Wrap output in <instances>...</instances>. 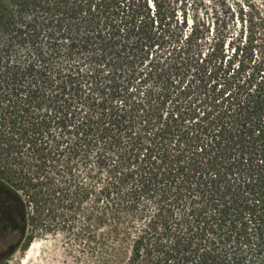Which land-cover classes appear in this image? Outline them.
I'll use <instances>...</instances> for the list:
<instances>
[{"label": "trees", "instance_id": "16d2710c", "mask_svg": "<svg viewBox=\"0 0 264 264\" xmlns=\"http://www.w3.org/2000/svg\"><path fill=\"white\" fill-rule=\"evenodd\" d=\"M181 28L134 0H0V188L25 221L72 219L93 193L72 171L92 157L106 176L85 216L125 218L126 264H264V58L219 82ZM83 53L124 85L85 95Z\"/></svg>", "mask_w": 264, "mask_h": 264}, {"label": "rangeland", "instance_id": "374dc122", "mask_svg": "<svg viewBox=\"0 0 264 264\" xmlns=\"http://www.w3.org/2000/svg\"><path fill=\"white\" fill-rule=\"evenodd\" d=\"M149 9L151 17L160 11L170 17L173 27L182 24L181 34L189 35L191 29H198L202 38L198 41L201 61L207 62V70L217 74V81L222 82L224 75H232L239 68L249 71L251 64L264 58V0H134ZM108 30H106L107 32ZM183 39H185L183 37ZM156 50L155 48L151 51ZM152 56V55H151ZM151 56L149 59H151ZM79 66L89 74L90 84L82 85L85 95L103 97L96 94V89L106 85L104 79L116 80L124 85V68L113 72L109 77L107 70L89 62L86 53L76 57ZM147 63V62H146ZM145 68V67H143ZM185 86L195 85V76L190 73ZM153 81V80H152ZM151 80L143 83L134 82L137 98L153 99L158 96V89ZM95 83L98 85L96 88ZM112 83V81H111ZM86 85V86H84ZM173 85L177 86L174 82ZM132 90V89H131ZM135 91V90H133ZM87 93V94H86ZM106 96V95H105ZM174 96V95H173ZM96 98V99H98ZM172 97L166 99L163 117L172 104ZM75 121L84 116V105L76 104ZM82 110V111H80ZM53 133H58L54 127ZM75 161V160H74ZM66 162V157L57 158L47 171L56 173V165ZM95 168L92 157L84 163L78 160L72 175L91 188L92 194L82 203L79 214L72 219L42 216L34 221L22 219L17 202L5 198L0 188V264H126L132 243V232L125 227V218L111 216H85L94 206L95 193L101 186L102 172H90ZM60 179V174L54 175ZM47 207L56 208L57 203ZM29 253V254H28ZM29 256V257H28Z\"/></svg>", "mask_w": 264, "mask_h": 264}, {"label": "bare ground", "instance_id": "6f19581e", "mask_svg": "<svg viewBox=\"0 0 264 264\" xmlns=\"http://www.w3.org/2000/svg\"><path fill=\"white\" fill-rule=\"evenodd\" d=\"M29 254V253H28ZM29 257V256H28Z\"/></svg>", "mask_w": 264, "mask_h": 264}]
</instances>
